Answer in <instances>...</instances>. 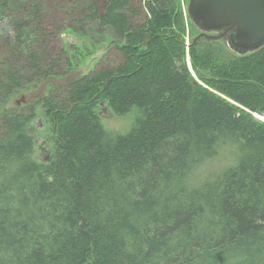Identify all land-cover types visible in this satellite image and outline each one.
<instances>
[{"label":"trees","instance_id":"trees-1","mask_svg":"<svg viewBox=\"0 0 264 264\" xmlns=\"http://www.w3.org/2000/svg\"><path fill=\"white\" fill-rule=\"evenodd\" d=\"M37 3L18 43L27 29L46 40L94 26L123 64L40 102L57 144L48 162L35 159V115H2L0 264H264V47L186 45L180 0H108L103 15L71 2L66 26ZM33 52L0 68V102L23 90L22 62L30 83L71 73L67 56ZM99 103L139 110L128 135L105 131ZM226 150L233 163L205 173Z\"/></svg>","mask_w":264,"mask_h":264},{"label":"rangeland","instance_id":"rangeland-1","mask_svg":"<svg viewBox=\"0 0 264 264\" xmlns=\"http://www.w3.org/2000/svg\"><path fill=\"white\" fill-rule=\"evenodd\" d=\"M1 1V69L4 70L7 62L10 61L13 54L21 53L20 56H24H22V58L28 59L34 53V50H37L41 56L46 58L64 55L72 62L71 73L65 78H50L48 80H39L36 83H30L31 71H28L24 67L25 63L22 62L20 65V71H22V75L24 77L23 90L14 92L6 99L7 101L0 102V119L4 113L7 115L16 113L25 117L35 115L33 123L28 126V132L34 137L36 142L35 159L40 162H48L50 159H53L54 155L57 153V144L56 139L52 134L53 124L51 121H46L44 118L40 102L50 95L57 98L58 93L63 90L68 80L84 77L95 71V69L99 71L101 69L118 68L123 64V57L114 48V45H112V34L102 37L96 33L94 26L89 29L86 36L72 30H64L56 33L53 37H47L46 40L44 38L41 39L38 35L32 37L31 34H35L32 30L27 29L21 32V34H25V38L21 43L16 41L17 28L26 23L25 21L27 18L24 12L29 9L31 4H34V2H40L37 4H39L38 6L40 9L45 12V15H47V22L49 25L60 23L61 26H66L69 25V23H72L71 16L67 14V9H71V2L77 4L78 6H82L83 4L96 6L98 11L103 15L105 13L108 0ZM189 3L190 0H180L179 3L186 27V34L182 40L186 43V45L191 44L193 39L201 34V31L192 28L193 25L188 15ZM31 26L35 27V24H31ZM221 45H223L226 50L233 52L228 43L221 42ZM233 53L239 56L237 52ZM188 65L191 70L189 58ZM193 77H196L195 74H193ZM95 111L99 115L105 131L114 136L128 135L135 125L139 112L137 108H134L127 116L118 117L109 108L107 103H99ZM256 118L259 121L263 120V118L260 120V117L258 116H256ZM1 133L2 124L0 123V136L2 135ZM232 163L233 152H228L226 150L218 158L211 161L204 170L205 173L215 172V170H219L227 164L229 165Z\"/></svg>","mask_w":264,"mask_h":264},{"label":"water","instance_id":"water-1","mask_svg":"<svg viewBox=\"0 0 264 264\" xmlns=\"http://www.w3.org/2000/svg\"><path fill=\"white\" fill-rule=\"evenodd\" d=\"M188 15L201 31L193 44L228 39L240 56L264 47V0H190Z\"/></svg>","mask_w":264,"mask_h":264}]
</instances>
